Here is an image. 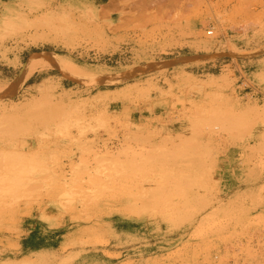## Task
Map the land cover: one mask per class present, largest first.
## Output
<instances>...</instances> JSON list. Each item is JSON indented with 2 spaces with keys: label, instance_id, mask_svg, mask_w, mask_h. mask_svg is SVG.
I'll list each match as a JSON object with an SVG mask.
<instances>
[{
  "label": "rangeland",
  "instance_id": "374dc122",
  "mask_svg": "<svg viewBox=\"0 0 264 264\" xmlns=\"http://www.w3.org/2000/svg\"><path fill=\"white\" fill-rule=\"evenodd\" d=\"M38 218L28 264H264V0H0L3 260Z\"/></svg>",
  "mask_w": 264,
  "mask_h": 264
},
{
  "label": "crops",
  "instance_id": "0c3cea01",
  "mask_svg": "<svg viewBox=\"0 0 264 264\" xmlns=\"http://www.w3.org/2000/svg\"><path fill=\"white\" fill-rule=\"evenodd\" d=\"M34 53L36 52H28V55L22 57L21 63L23 64V60L25 62ZM59 220V218L57 220L48 218L25 220L23 231L18 239V248L10 251L13 255L9 259L3 260L0 257V264H28L31 262L30 259L38 261L46 256L60 254L65 237V233H63L65 224L60 223ZM106 225L107 229L112 232L122 226L123 229H131L132 227L131 223L125 221L120 224L116 223L114 219L107 222ZM103 251L114 252L108 249Z\"/></svg>",
  "mask_w": 264,
  "mask_h": 264
},
{
  "label": "bare ground",
  "instance_id": "6f19581e",
  "mask_svg": "<svg viewBox=\"0 0 264 264\" xmlns=\"http://www.w3.org/2000/svg\"><path fill=\"white\" fill-rule=\"evenodd\" d=\"M192 4V1L189 2V5ZM252 10V9H251ZM251 12V11H250ZM190 14V13H189ZM253 14V13H252ZM195 15L184 17L185 20L193 21L194 23H198V21H202V19L194 17ZM251 18V17H250ZM6 19L9 20L10 16H6ZM254 19V18H253ZM251 19H245L243 22L244 24H250L254 20ZM242 20L238 21L240 23V26ZM46 68H58L63 70H68L75 72L77 74H80L81 71H79L78 65H76L73 61L64 58L63 56L59 55L58 53L51 52V51H43L37 53L34 58L30 61V63L25 68V71L23 74L19 76L16 83V89H21L24 87V85L27 83V81L34 75V73L39 69H46ZM81 75V74H80Z\"/></svg>",
  "mask_w": 264,
  "mask_h": 264
},
{
  "label": "built area",
  "instance_id": "2783aa9c",
  "mask_svg": "<svg viewBox=\"0 0 264 264\" xmlns=\"http://www.w3.org/2000/svg\"><path fill=\"white\" fill-rule=\"evenodd\" d=\"M251 91L256 92L258 96L262 95V92L255 87H252ZM257 240H258L259 245L261 247H264V229L260 232Z\"/></svg>",
  "mask_w": 264,
  "mask_h": 264
}]
</instances>
